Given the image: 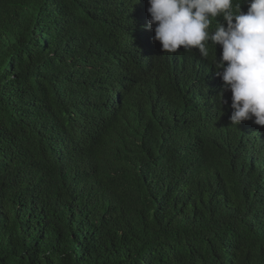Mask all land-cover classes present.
<instances>
[{
    "label": "trees",
    "instance_id": "trees-1",
    "mask_svg": "<svg viewBox=\"0 0 264 264\" xmlns=\"http://www.w3.org/2000/svg\"><path fill=\"white\" fill-rule=\"evenodd\" d=\"M135 3L0 0V264H264V126Z\"/></svg>",
    "mask_w": 264,
    "mask_h": 264
},
{
    "label": "clouds",
    "instance_id": "clouds-1",
    "mask_svg": "<svg viewBox=\"0 0 264 264\" xmlns=\"http://www.w3.org/2000/svg\"><path fill=\"white\" fill-rule=\"evenodd\" d=\"M139 0H136L138 3ZM135 3V4H136ZM152 40L163 53L214 52V75L221 81V104L230 92L231 125L251 120L264 126V0H147ZM247 11H241V4ZM219 18V19H218ZM215 21V22H214ZM222 21V22H221ZM221 51L218 59L215 49Z\"/></svg>",
    "mask_w": 264,
    "mask_h": 264
},
{
    "label": "bare ground",
    "instance_id": "bare-ground-1",
    "mask_svg": "<svg viewBox=\"0 0 264 264\" xmlns=\"http://www.w3.org/2000/svg\"><path fill=\"white\" fill-rule=\"evenodd\" d=\"M14 65V64H13Z\"/></svg>",
    "mask_w": 264,
    "mask_h": 264
}]
</instances>
